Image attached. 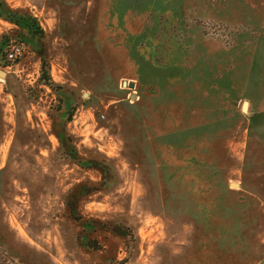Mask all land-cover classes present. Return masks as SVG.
Returning <instances> with one entry per match:
<instances>
[{"label": "rangeland", "instance_id": "374dc122", "mask_svg": "<svg viewBox=\"0 0 264 264\" xmlns=\"http://www.w3.org/2000/svg\"><path fill=\"white\" fill-rule=\"evenodd\" d=\"M11 4L37 15L43 35L26 41L0 20V49L13 41L26 47L10 68L0 53L7 258L264 264V0ZM37 52L54 88L40 79ZM60 131L103 172L67 159ZM103 174L105 187L76 205L97 226L84 229L66 202ZM126 227L133 243L117 233ZM85 238L101 250L84 248Z\"/></svg>", "mask_w": 264, "mask_h": 264}, {"label": "trees", "instance_id": "16d2710c", "mask_svg": "<svg viewBox=\"0 0 264 264\" xmlns=\"http://www.w3.org/2000/svg\"><path fill=\"white\" fill-rule=\"evenodd\" d=\"M0 20L8 22L15 26L17 30L24 32L26 35L24 40L26 41L28 39L31 40L33 38H39L43 35V31L34 16L29 14L27 11L21 9H12L8 7L3 0H0ZM5 42H2L1 46H4L6 44ZM0 53H2V64L5 63V66H7L6 62H4V50L0 49ZM37 54L41 59L40 79L44 83V85L54 88L48 74V66L46 64L45 55L39 52H37ZM56 137L59 140V143H61V152L64 153L67 159L73 161L75 164H78L82 167H84V164L86 163L89 168L100 169L103 172L104 166L101 164V162H99L98 160L81 158L76 152L75 148L71 145V140L69 138H66L63 132L60 131L56 133ZM67 142L70 145L67 146ZM103 175L105 176L106 174ZM106 180L107 178L105 176L100 182L95 184H90L87 182L84 184L77 185L78 191L69 195V200H67L66 202L67 208L70 212L69 216L77 222H83L82 225L84 229H91L93 231L97 228V226L93 220H83V218L77 212L76 205L82 198L87 197L89 194L98 192L102 188H104L106 185ZM85 226L87 228H85ZM117 233L123 235L127 239V244L133 243V237L127 227L124 228V231H119ZM82 246L91 251L101 250V246L99 245L98 241L91 238H85L82 243ZM0 264L16 263L13 260L8 259L6 254L0 249Z\"/></svg>", "mask_w": 264, "mask_h": 264}, {"label": "built area", "instance_id": "2783aa9c", "mask_svg": "<svg viewBox=\"0 0 264 264\" xmlns=\"http://www.w3.org/2000/svg\"><path fill=\"white\" fill-rule=\"evenodd\" d=\"M26 53V47L21 42H10L4 49V62H6V68H10L11 65L16 64Z\"/></svg>", "mask_w": 264, "mask_h": 264}, {"label": "crops", "instance_id": "0c3cea01", "mask_svg": "<svg viewBox=\"0 0 264 264\" xmlns=\"http://www.w3.org/2000/svg\"><path fill=\"white\" fill-rule=\"evenodd\" d=\"M3 1L7 4L8 7L12 8V9H13V8H22V7L24 8V7H26V6H20V5H15V4L12 5L11 2H13L14 0H3ZM32 8H34V7H30V9H29L30 12H32V11H31ZM41 11H42V10H41ZM32 14H33L35 17H37V15H35L33 12H32ZM47 15H48V16H47L48 19L46 20V24H47V25L49 26V28H50V27L52 26V21H51L52 19H50V14H47ZM85 19H86V16H85ZM71 24H72V23H71ZM5 25H7L10 29H11V28H14L13 25L10 24V23H8V22H6ZM70 28H73V25H72V26L70 25ZM74 29H75V28H74ZM5 76H6V74H5Z\"/></svg>", "mask_w": 264, "mask_h": 264}, {"label": "water", "instance_id": "95a60500", "mask_svg": "<svg viewBox=\"0 0 264 264\" xmlns=\"http://www.w3.org/2000/svg\"><path fill=\"white\" fill-rule=\"evenodd\" d=\"M0 76L5 77V73L0 71ZM130 86H131V84H130ZM247 105H248L247 102H243L242 109H241L242 112L247 113V111H246L247 110Z\"/></svg>", "mask_w": 264, "mask_h": 264}]
</instances>
